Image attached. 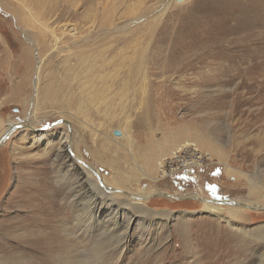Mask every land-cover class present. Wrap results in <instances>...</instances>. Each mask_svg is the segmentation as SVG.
Instances as JSON below:
<instances>
[{"label": "rangeland", "instance_id": "obj_1", "mask_svg": "<svg viewBox=\"0 0 264 264\" xmlns=\"http://www.w3.org/2000/svg\"><path fill=\"white\" fill-rule=\"evenodd\" d=\"M0 264H264V0H0Z\"/></svg>", "mask_w": 264, "mask_h": 264}, {"label": "bare ground", "instance_id": "obj_2", "mask_svg": "<svg viewBox=\"0 0 264 264\" xmlns=\"http://www.w3.org/2000/svg\"><path fill=\"white\" fill-rule=\"evenodd\" d=\"M71 29H73V31H75V32H77V29L76 28H71ZM64 30H67V29H64ZM42 38V37H41ZM57 40V39H56ZM90 50V49H89ZM80 51V52H79ZM88 51V50H87ZM40 54V53H39ZM68 55V54H67ZM90 57H91V55H89V51L88 52H86V50H85V52H82L80 49L78 50V49H76V51L74 52V54H73V58H75L76 59V61H77V63H76V65H75V68H72V67H67V69H69V71H71V69H77L76 67H78V66H81L80 68H83V66H84V64H89V67L84 71V72H82V71H80V73L79 74H77V75H81V76H86V77H89L90 76V74L93 72V64H92V62H91V60H90ZM66 58V57H65ZM69 61V60H68ZM39 64H41L40 62H39ZM72 64V63H71ZM91 64V65H90ZM68 66H70V63L68 64ZM41 67H40V65H39V69H40ZM39 69H38V71H37V73H39ZM41 77V76H40ZM68 78V77H67ZM74 79V78H73ZM77 80V79H76ZM70 83H72V80L71 79H69L68 80ZM54 84H56L57 85V83H51L50 85H46V87H45V89L46 88H48V87H50V86H54ZM35 85H36V94H37V96L39 97V94H44V92H43V88H42V90H41V92H39V85H41V79L39 78V75L37 76V78H36V80H35ZM83 87V86H82ZM81 86L78 88L79 90H80V88H82ZM57 88V87H56ZM77 89V90H78ZM70 90H68V89H64V94L65 93H68L69 94V96H68V98L67 99H72L73 97H74V95H75V92L76 91H74L73 90V93H71L70 94V92H69ZM35 101H36V99H35ZM75 104L73 103L72 104V107L74 106ZM38 123V122H37ZM36 125V122L33 120V118H32V116H29V119L28 120H26V124H25V127L26 128H28V129H33L34 130V126ZM66 132V131H65ZM121 134V133H120ZM121 136V135H120ZM39 138V137H38ZM62 140H65L66 142H67V140H68V138H67V136H63L62 138H60V141H62ZM69 142V141H68ZM68 148H71V146H67ZM65 154V156H66V153H64ZM61 155V154H60ZM70 155V157L68 158L69 160L67 161V162H70L71 163V165H73V166H75V165H77V163H79V160H78V158L76 157V156H74L73 154H72V151H71V153L69 154ZM60 158V157H59ZM67 159V158H66ZM59 160V159H58ZM60 160H63V159H60ZM65 160V159H64ZM63 172V171H62ZM65 175V174H64ZM237 205V204H236ZM242 207H245V208H249V207H251V205H249V204H243L242 203ZM237 218H238V216H236ZM246 220V219H245ZM229 224L231 223L230 221L228 222ZM232 227V226H231ZM238 229V228H237ZM240 231H244L243 230V228L240 230ZM243 234V233H242ZM263 258V257H262Z\"/></svg>", "mask_w": 264, "mask_h": 264}, {"label": "water", "instance_id": "obj_3", "mask_svg": "<svg viewBox=\"0 0 264 264\" xmlns=\"http://www.w3.org/2000/svg\"><path fill=\"white\" fill-rule=\"evenodd\" d=\"M176 1H177V2H183L184 0H176ZM114 135L119 137L121 134H120L119 131H115V132H114Z\"/></svg>", "mask_w": 264, "mask_h": 264}, {"label": "built area", "instance_id": "obj_4", "mask_svg": "<svg viewBox=\"0 0 264 264\" xmlns=\"http://www.w3.org/2000/svg\"><path fill=\"white\" fill-rule=\"evenodd\" d=\"M188 167H189V166H188ZM188 167H187V168H188ZM187 172H188V171H187ZM187 172H185V173H186V174H189V172H188V173H187Z\"/></svg>", "mask_w": 264, "mask_h": 264}]
</instances>
